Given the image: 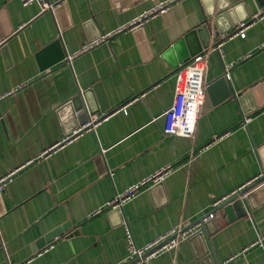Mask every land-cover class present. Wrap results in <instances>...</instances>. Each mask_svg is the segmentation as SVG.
I'll return each instance as SVG.
<instances>
[{"label":"crops","instance_id":"obj_1","mask_svg":"<svg viewBox=\"0 0 264 264\" xmlns=\"http://www.w3.org/2000/svg\"><path fill=\"white\" fill-rule=\"evenodd\" d=\"M163 1L63 0L59 12H42L37 2L0 0V264H124L129 234L144 246L182 217L201 219L263 172L264 0H228L242 20L218 38L202 0H176L140 28L111 34ZM207 20L212 45H221L209 81L225 80L206 91L189 165L191 140L163 134L176 69L162 54ZM242 25L245 36L234 35ZM58 39L62 46L47 50ZM188 43L198 48L201 35ZM96 85L108 106L96 114L107 118L63 142L83 125L60 108ZM165 166L163 181L141 185ZM136 184L113 212L115 196ZM255 188L238 198L244 214L217 210L204 238L183 243L176 264H264V189L250 200ZM147 264H173V254Z\"/></svg>","mask_w":264,"mask_h":264},{"label":"built area","instance_id":"obj_2","mask_svg":"<svg viewBox=\"0 0 264 264\" xmlns=\"http://www.w3.org/2000/svg\"><path fill=\"white\" fill-rule=\"evenodd\" d=\"M22 1L24 5H28L33 2L41 4L42 12H55V10L61 5L60 1L55 0ZM174 1L176 0H165L163 2H158L152 8L137 16L129 24L120 26L111 34H118L127 29L133 30L140 28L145 21H148L151 18L156 17L158 14L165 12L170 4ZM243 25L234 32V35L245 36L246 27ZM97 42L98 40L86 44L81 51L90 49ZM220 46L221 45H212L211 43L209 47L203 49L188 62L181 64L180 67L176 69L175 99L173 104L167 110H165L163 114L165 117V125L163 127L164 136H181L191 140V145L188 152L189 165L194 161L196 153L199 150L196 145V139L199 123L203 114L206 91L211 83L209 81L211 56L215 50H221ZM75 55L77 54H72L68 56V58L72 59ZM226 77L229 78L228 75ZM120 110L125 111L126 105L120 108ZM105 118H107V114H102L101 116L98 114L90 115L89 120L81 128L74 130L73 134L64 138L63 142L77 138L78 135H80L84 130L94 129L96 124ZM170 168V166H165L164 168L157 170L146 180L142 181L141 185L147 183H160L167 176ZM263 179L264 169L258 177L239 188L237 191L231 194V196L214 202L212 206L213 210L203 215L201 219L191 223L182 217L179 220V223L173 229L144 246H137L129 234L130 239L128 244V255L124 264H147L149 261L165 253H172L173 264H176L180 256L183 243L187 240H190L198 233H206V223L214 219L216 209L220 204L233 196H238V198H243L246 200V191H249V188ZM5 183L6 178L0 180V191L5 186ZM138 187L139 185L136 184L130 187L126 192L117 194L109 206L113 209L119 210L123 203L134 195V192L138 189Z\"/></svg>","mask_w":264,"mask_h":264},{"label":"water","instance_id":"obj_3","mask_svg":"<svg viewBox=\"0 0 264 264\" xmlns=\"http://www.w3.org/2000/svg\"><path fill=\"white\" fill-rule=\"evenodd\" d=\"M206 9H207V13L210 17L214 18V23H215V28H216V38H218L219 36L223 35L224 33H226V31L230 30L233 28L234 24L240 22L242 20V18L238 17L237 14V10H238V6H231L230 2L228 0H218V4L215 6L214 4V0H202ZM66 6V4L63 2H61V5L55 10V12H59V10L63 9ZM217 8V12L216 9ZM216 12V13H215ZM236 12V13H235ZM224 19H230V23L228 25L227 30H223L221 28V23ZM214 31V26H212L210 24V21L207 20L206 23H204L201 27H199V29L197 30H193L189 33H187L185 36H183L182 39H180L178 42H176L174 45H172L170 48H168L165 52H163L162 57L166 60H168V62H170L172 64V66L174 67V69H178L180 67L181 64H184L186 62H188L192 57H194L195 55H197L198 53H200L203 49L209 47V45L212 42V38L213 36V32ZM201 35L202 37V45L199 46L198 48L193 47L191 44H189V39L191 37H196V35ZM8 34L4 35V37H7ZM2 40H0L1 42ZM94 40H92L91 42H93ZM188 43V47L191 48L192 50L186 51L183 49L184 44ZM61 40L58 39L55 42H53L49 48V49H54L55 47H61ZM46 50V51H47ZM175 53L178 54V59H176L175 57ZM65 58V53L62 52V55L59 56V58H57L56 62H59L60 60ZM225 77L222 79H218L215 80L214 82H211L210 85L213 86L215 83L216 85H219L221 83H224ZM209 85V87L207 88V90L211 87ZM212 88V87H211ZM259 88V87H258ZM258 88H254L252 90H250L249 92L245 93L244 95H242L239 100L241 103L245 104L247 102V104L249 103V101L251 100V96H255V92L258 90ZM101 88L100 85H96L93 88L87 89L83 92H80L77 96H75L73 99H71L69 102H67L66 104H64L61 108H60V114L66 115L69 114V116L78 121V124H75V126H80V125H84L88 119L90 115L96 114L98 113L100 110L105 111L106 109H108L107 104L105 103V100H102L101 97ZM97 94V97L95 99V96ZM103 94V93H102ZM100 98V101L99 99ZM101 102V104H100ZM97 103L100 104L99 106H97ZM257 105H260L257 104ZM208 107L207 102L205 103L204 100V107H203V112L205 111V109ZM257 108V106H255L253 109L252 108H247V110H255ZM76 128H74L73 130H75ZM72 130V131H73ZM69 130H67L66 132H68ZM70 133V132H69ZM68 134V133H67ZM264 181V179L262 180ZM260 182H257L254 186H252L249 189L255 188L259 185ZM247 189V190H249ZM262 189H264V184L262 186H259L257 188H255L254 190H252L249 193V198L250 200L253 198V196L255 194H257L259 191H261ZM233 208H237L238 210V215H242L245 213V209L241 203L240 200H238V196H233L229 199H227L225 202H223L222 204H220L217 210H224L226 213H230L232 211ZM113 212H119L118 209H114ZM213 224V220H210L209 222L206 223V229ZM206 234V233H205ZM205 234L202 233H198L196 235H194L191 240H197L198 238H204ZM208 250H206V261H209V254H208Z\"/></svg>","mask_w":264,"mask_h":264}]
</instances>
